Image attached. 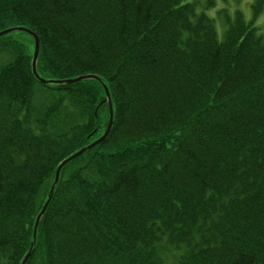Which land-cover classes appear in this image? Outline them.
Instances as JSON below:
<instances>
[{
	"label": "trees",
	"instance_id": "1",
	"mask_svg": "<svg viewBox=\"0 0 264 264\" xmlns=\"http://www.w3.org/2000/svg\"><path fill=\"white\" fill-rule=\"evenodd\" d=\"M199 1L0 0V32L38 35L41 77L95 75L115 111L62 169L27 264H264V0L251 20ZM33 55L0 38V264L109 120L101 83L42 84Z\"/></svg>",
	"mask_w": 264,
	"mask_h": 264
},
{
	"label": "water",
	"instance_id": "2",
	"mask_svg": "<svg viewBox=\"0 0 264 264\" xmlns=\"http://www.w3.org/2000/svg\"><path fill=\"white\" fill-rule=\"evenodd\" d=\"M15 32H24L26 34H28L29 36H31V38H33L34 40V46H35V51H34V56H33V60H32V73L33 76L42 84L45 85H71V84H78L79 82L85 81V80H89V79H95L98 81V83H101L103 85L104 91H105V95H106V102L108 103V107H109V120H108V125H107V129L105 131V133L103 134V136H101L98 140L94 141L93 143H91L90 145L82 148L81 150L77 151L76 153L70 155L69 157H66L65 160H63L58 168H56V174H55V179L52 185V188L49 191L48 197L45 200V203L40 211V213L37 215L36 217V221L35 225H34V230H33V243L32 246L35 245L36 241H37V236H38V227L39 224L41 222V220L43 219L44 214L46 213L45 210H47L51 200L54 197L55 194V189L57 188V185L59 183L60 180V175H61V171L62 169L68 165L69 163H71L72 161H74L75 159L81 157L82 155H84L87 151H90L91 148H95L96 145L102 144V142H104L107 137L109 136V134L112 131V127H113V123H114V115H115V111H114V105H113V101H112V97H111V93L109 92V88L108 86L103 83V80L95 75H82V76H77L75 78H71V79H67V80H48L45 78H42L39 74H38V70H37V63H38V58H39V53H40V39L38 37L37 34H35V32H33L32 30H30L29 28L23 27V26H17V27H12L9 29H6L4 31L0 32V38L11 34V33H15ZM32 252L27 253V255L25 256L24 260L22 261L21 264H27L28 259L30 258Z\"/></svg>",
	"mask_w": 264,
	"mask_h": 264
},
{
	"label": "rangeland",
	"instance_id": "3",
	"mask_svg": "<svg viewBox=\"0 0 264 264\" xmlns=\"http://www.w3.org/2000/svg\"><path fill=\"white\" fill-rule=\"evenodd\" d=\"M205 0H200L199 2L203 3ZM218 3V6H224V3H222V0H216ZM252 1L254 0H242L240 6L238 7L239 9H241V11H243V13L245 14L246 20H251L253 18V12H252ZM217 11L216 8H213L210 12L209 15L210 16H214ZM257 23L259 25H262L264 23V9L263 12L261 13V15H259L256 19ZM28 40V39H26ZM27 45L32 46L29 41L27 43Z\"/></svg>",
	"mask_w": 264,
	"mask_h": 264
},
{
	"label": "bare ground",
	"instance_id": "4",
	"mask_svg": "<svg viewBox=\"0 0 264 264\" xmlns=\"http://www.w3.org/2000/svg\"><path fill=\"white\" fill-rule=\"evenodd\" d=\"M64 80H67V79H64ZM32 243H33V240H32V242H31L30 249H29V251H28V253H29V252H32V254H31L30 258L28 259V261L31 259V257L34 255V252H35L36 244L32 246ZM26 254H27V253H26Z\"/></svg>",
	"mask_w": 264,
	"mask_h": 264
}]
</instances>
